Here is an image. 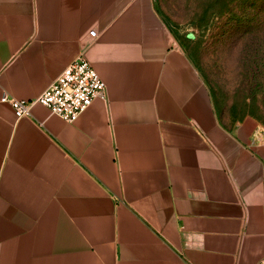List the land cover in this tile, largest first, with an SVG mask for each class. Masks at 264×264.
Masks as SVG:
<instances>
[{"label": "crops", "instance_id": "0c3cea01", "mask_svg": "<svg viewBox=\"0 0 264 264\" xmlns=\"http://www.w3.org/2000/svg\"><path fill=\"white\" fill-rule=\"evenodd\" d=\"M83 55L72 122L34 100ZM264 135L232 123L154 0H0V264H259Z\"/></svg>", "mask_w": 264, "mask_h": 264}, {"label": "rangeland", "instance_id": "374dc122", "mask_svg": "<svg viewBox=\"0 0 264 264\" xmlns=\"http://www.w3.org/2000/svg\"><path fill=\"white\" fill-rule=\"evenodd\" d=\"M174 44L192 60L232 123L264 135V0H154Z\"/></svg>", "mask_w": 264, "mask_h": 264}, {"label": "built area", "instance_id": "2783aa9c", "mask_svg": "<svg viewBox=\"0 0 264 264\" xmlns=\"http://www.w3.org/2000/svg\"><path fill=\"white\" fill-rule=\"evenodd\" d=\"M107 85L98 72L83 56L68 66L43 94L34 100H16L7 97L2 102L11 104L17 119L30 116L32 108L41 104L52 114L72 123L92 102L105 99ZM259 264H264L262 260Z\"/></svg>", "mask_w": 264, "mask_h": 264}]
</instances>
